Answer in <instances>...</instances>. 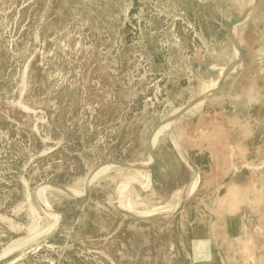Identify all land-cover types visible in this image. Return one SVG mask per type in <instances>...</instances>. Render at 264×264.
Wrapping results in <instances>:
<instances>
[{
    "label": "rangeland",
    "instance_id": "obj_1",
    "mask_svg": "<svg viewBox=\"0 0 264 264\" xmlns=\"http://www.w3.org/2000/svg\"><path fill=\"white\" fill-rule=\"evenodd\" d=\"M249 1L0 0V264H264V0L150 138Z\"/></svg>",
    "mask_w": 264,
    "mask_h": 264
},
{
    "label": "bare ground",
    "instance_id": "obj_2",
    "mask_svg": "<svg viewBox=\"0 0 264 264\" xmlns=\"http://www.w3.org/2000/svg\"><path fill=\"white\" fill-rule=\"evenodd\" d=\"M233 50H234V52H235V60L237 59V57H238V51L236 50V48H234L233 47ZM234 60V61H235ZM227 67H228V65H222L221 67H218V66H215V65H213V64H210L209 65V68L211 69V68H213V69H216L215 71L217 72V74L214 76V77H217V83H218V81L220 80V78L222 77V76H224L225 75V72H226V70H227ZM220 71V72H219ZM206 74H208L207 72H204V77H206L207 75ZM209 75V74H208ZM209 76H212V75H209ZM208 82V81H207ZM217 83H216V85H217ZM216 85H215V87H216ZM214 87V88H215ZM213 88V89H214ZM210 89V86L208 85V83H205L204 84V86H203V91H202V95H200L199 97V100L195 103V104H199V103H202L203 102V100L205 99V97H206V95L208 94V93H210L212 90H209ZM194 104V105H195ZM193 108H195V106L194 107H191L189 110H193ZM178 111V110H177ZM166 123V122H165ZM164 124V123H163ZM163 124H161L160 126H158L154 131H153V133H152V135L154 134V132L156 131V130H158V128H160ZM167 128V126L166 127H164V129H166ZM152 135H151V137H152ZM158 135H154V137H153V140H152V142H153V144H155L156 143V141H157V137ZM150 137V138H151ZM153 148V147H152ZM183 158V160L187 163V160H186V158H184V156L182 157ZM152 161V157H151V155L150 154H148V160L147 161H142V162H139L138 163V166H140L141 168H139V169H136L135 171H134V173L133 174H131V175H124V176H122L119 180H118V182H117V184H116V187H114L115 188V190H114V193H115V197H116V199H117V201H116V203H117V206H118V208H120L121 210H123V211H125L126 213H128L129 215H137V216H141L140 214H138V213H135L134 212V208H135V202H133V201H131L130 199H127V200H125V198H126V196H125V198H124V200H122V196H119L121 193H122V191H124L126 188H127V185H129L132 181H138L139 179L141 180V184H143V186H148L147 184H148V176H146L147 175V172H148V170L146 169L147 168V166H148V164L150 163ZM132 165V164H131ZM110 168H112L111 166H107V167H104V168H100V169H98L97 171H95L93 174H91L88 178H86V182H85V186H86V184L88 183V182H90L92 179H94L95 177H97L98 175H100L102 172H105L106 170H108V169H110ZM116 168V167H115ZM125 169V168H124ZM135 169V168H134ZM192 172L194 173V175L195 176H197V171H194V170H192ZM136 177H138V178H136ZM47 186V185H46ZM84 188H86V187H84ZM47 189H49V187L47 186V187H40V188H38L37 190H36V196L41 200V202L44 204V202H46V197H45V191L47 190ZM67 190H69V192H71V193H79V191L78 190H74V189H67ZM80 191H81V189H80ZM123 195H124V193H123ZM132 196V195H131ZM124 197V196H123ZM180 197H181V199L179 198V200L181 201V200H184V196H181V194H180ZM113 199V198H112ZM179 201V202H180ZM177 206V205H176ZM175 209V208H174ZM49 211V210H48ZM176 212V210L173 212V213H175ZM152 214H155V213H153V212H150L149 214H144L143 216H141V217H146V216H149V215H152ZM49 217H51V218H53V220H54V218H55V216H54V214L51 212V211H49ZM223 262V261H222Z\"/></svg>",
    "mask_w": 264,
    "mask_h": 264
},
{
    "label": "water",
    "instance_id": "obj_3",
    "mask_svg": "<svg viewBox=\"0 0 264 264\" xmlns=\"http://www.w3.org/2000/svg\"><path fill=\"white\" fill-rule=\"evenodd\" d=\"M255 3H256V0H250L249 1V3H248V5H247V7H246V9H245V11L238 17V18H234V17H232V18H230V20H229V24H230V39H231V43H232V46L234 47V48H236V50L238 51V57H237V59L234 61V62H232V63H230L229 65H228V67H227V70H226V72H225V75L224 76H222L221 78H220V80L218 81V83H217V85H216V87L211 91V92H213L220 84H221V82L224 80V78L226 77V75L230 72V71H232L233 69H236L237 68V66H239L240 64H241V62H242V60H243V58H244V51H243V49L241 48V46H240V44H239V42H238V40H237V38H236V34H235V28H236V26L239 24V23H241V22H243L249 15H250V13L252 12V10H253V7H254V5H255ZM204 72H207L209 75H212V76H215L216 74H217V72L216 71H214V70H211L210 68H209V66H206L205 68H204ZM204 72H203V75H204ZM210 92V93H211ZM210 93H208L207 95H206V97H205V99L208 97V95L210 94ZM199 98L200 97H198V98H196V99H194V100H192V101H190V102H188L187 104H185L178 112H175V113H173V114H171L170 116H168L165 120H163L159 125H157L156 126V128L158 127V126H160L161 124H163V123H165V122H171V121H173V120H175L180 114H182L185 110H187L188 108H190V107H192L198 100H199ZM204 99V100H205ZM155 128V129H156ZM154 129V130H155ZM153 130V131H154ZM153 131H152V133H153ZM152 133H151V135H152ZM151 137V136H150ZM149 140H150V138H149ZM148 140V153L151 155V157H152V161L148 164V166H147V170H150L151 169V167L156 163V157H155V154H154V148H152L151 146H150V141ZM109 163H111V162H109ZM117 164H119V163H117ZM122 164V163H121ZM187 164H188V166L192 169V170H194V171H196V166H194L192 163H190L189 161H187ZM124 165V164H123ZM127 166H132V167H136V168H141L140 166H138V164H132V165H127ZM88 186V185H87ZM87 186H86V188H85V191H84V195H86L87 194ZM65 192H67V193H71V192H69V190H67V189H63ZM72 194V193H71ZM73 195V194H72ZM181 205H182V200L180 201V203H179V205H178V207H177V209H176V211H178L179 209H180V207H181ZM212 253H214V254H216V253H218V251H217V249H215V248H213L212 249Z\"/></svg>",
    "mask_w": 264,
    "mask_h": 264
},
{
    "label": "crops",
    "instance_id": "obj_4",
    "mask_svg": "<svg viewBox=\"0 0 264 264\" xmlns=\"http://www.w3.org/2000/svg\"><path fill=\"white\" fill-rule=\"evenodd\" d=\"M155 156H156V166H157V168L159 167L161 170H163V164L162 163H160V157L156 154V152H155ZM174 188H177L176 186L174 187ZM172 190H174V189H172Z\"/></svg>",
    "mask_w": 264,
    "mask_h": 264
}]
</instances>
